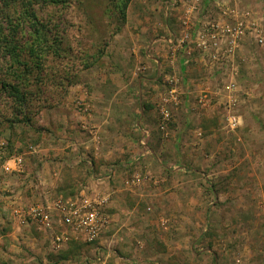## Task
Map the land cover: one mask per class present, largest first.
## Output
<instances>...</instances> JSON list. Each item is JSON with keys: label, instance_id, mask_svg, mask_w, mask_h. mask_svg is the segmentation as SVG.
Instances as JSON below:
<instances>
[{"label": "rangeland", "instance_id": "374dc122", "mask_svg": "<svg viewBox=\"0 0 264 264\" xmlns=\"http://www.w3.org/2000/svg\"><path fill=\"white\" fill-rule=\"evenodd\" d=\"M224 1L249 10L264 30V0ZM167 2L132 0L120 30L110 22L107 0H70L55 8L73 50L54 65H75L79 82L65 96L48 85L54 91L29 108L32 124L15 121L13 129L6 118L10 104L0 97V264H49L50 254L65 256L60 264H120L122 243L130 246L123 249L132 264L145 257L143 264H264V45L251 59L234 60L231 78L238 89L228 108L224 85L230 66L219 77L203 74L193 49L190 60L180 50L168 60L160 39L167 31ZM101 44L104 55L85 68L84 59ZM214 64L209 61V71L218 70ZM143 102L155 108L144 114ZM163 106L170 112L165 128ZM229 114L240 117L234 129ZM16 156L23 158L22 167H13ZM8 160L10 171L4 166ZM112 165L115 173L108 177ZM136 176L140 190L133 198L121 187ZM62 188L73 191L70 197L82 190L109 195L112 221L104 236L110 253L76 240L87 253L68 254L71 241L58 249L54 242V233L65 227L15 223L16 208L46 206L66 195Z\"/></svg>", "mask_w": 264, "mask_h": 264}, {"label": "trees", "instance_id": "16d2710c", "mask_svg": "<svg viewBox=\"0 0 264 264\" xmlns=\"http://www.w3.org/2000/svg\"><path fill=\"white\" fill-rule=\"evenodd\" d=\"M131 2L107 0L106 11L112 17L110 22L115 23L116 30H120L127 22ZM68 3L70 0H0V97L10 104V115L6 118L11 128L15 121L32 124L33 116L29 108L34 99L40 100L47 90L57 89L58 95L65 96L69 88L79 82L75 65H65L59 69L54 65L57 60L72 55L73 47L67 43L63 18L55 10ZM102 44L94 55L84 59L85 68L97 62L98 56L104 55L105 45ZM51 84L54 88L47 89ZM32 86H35V90L31 89ZM58 99L50 102V99L44 98V102L53 105L58 103ZM142 107L144 114L155 108L150 102H143ZM0 114L4 115L1 109ZM60 191L66 194L62 195L66 198L73 193L72 190L67 193L64 188ZM70 243L72 248H68V254L80 250L82 246L76 240ZM49 257L59 264L66 259L57 254H50Z\"/></svg>", "mask_w": 264, "mask_h": 264}, {"label": "built area", "instance_id": "2783aa9c", "mask_svg": "<svg viewBox=\"0 0 264 264\" xmlns=\"http://www.w3.org/2000/svg\"><path fill=\"white\" fill-rule=\"evenodd\" d=\"M204 0H175L174 4H183V15L180 18L182 30L180 34L172 33L167 41L170 43L172 58L178 50L184 48L189 43H194L197 48L212 64L218 69L231 67L230 79L226 80L224 88L227 90L230 98L229 107L235 101L234 93L238 89L233 75L237 69L234 60L242 46L243 39L248 34L255 36V42L264 45V30L262 24L249 17V10H240L237 6H231L224 0H214L215 7L221 10V14L212 17H198L197 13L203 6ZM231 1V0H228ZM171 99H176V89L170 91ZM166 99L165 101H167ZM232 102V103H231ZM162 128L166 127L167 120L170 118V112L163 106L161 108ZM228 124L234 129L240 124V117L235 114H229ZM141 128V127H140ZM145 134L148 132L145 130ZM146 152L149 147L145 140L140 141ZM14 159V158H13ZM11 160V159H10ZM6 161L5 169L11 170V161ZM14 168L22 167L23 158L16 156ZM115 173V165L110 168L108 177ZM140 178L135 177L132 184L139 183ZM109 195L89 193L82 190L79 195L74 197H64L62 195L55 198L46 206L40 203L31 204L27 207H19L14 210L15 223L19 225L24 222L34 221L39 223L44 229L54 231L55 223L65 227L60 233H54L55 247L60 248L64 243L74 239L85 242L98 241L105 230L109 227L112 218L107 211L109 204ZM108 253L110 246H107ZM103 249L102 246L99 250ZM88 264V263H87Z\"/></svg>", "mask_w": 264, "mask_h": 264}, {"label": "crops", "instance_id": "0c3cea01", "mask_svg": "<svg viewBox=\"0 0 264 264\" xmlns=\"http://www.w3.org/2000/svg\"><path fill=\"white\" fill-rule=\"evenodd\" d=\"M174 1L175 0H168V2L166 3V9H167V11H166V16H165V19H166V22H165V24H166V26H167V31H166V35H163V36H161V38L160 39H162L163 41H164V44L166 43L167 45H165V51H166V56H168V54L167 53H169L170 52V54H169V61H172V60H174V58H175V56H174V58H172V55H171V50H170V43H168V41H167V39H168V37L172 34V33H174V34H180L181 33V30H182V25H181V20H180V18L182 17V15H183V7H181L180 5L177 7V8H174L175 6H176V4H174ZM214 0L212 1V0H204L203 1V6L204 7H201V9H200V11L197 13V16L198 17H204V18H206V17H208V16H212V17H216V16H218V14L220 13H222L221 12V10L219 11L218 10V8L217 7H211L214 3ZM174 6V7H173ZM183 6V5H182ZM258 46H260L259 44H257L256 42H255V36L253 35V34H248V35H246V37L243 39V42H242V46H241V48H240V50H239V52H238V54H237V57H236V59H235V63H237V61H238V59H240V58H242V59H246V58H249V59H251L252 57H253V55H254V52H256V49H257V47ZM194 47V48H193ZM191 49H193L192 50V52L191 53H193L194 52V58L195 59H197L198 61H200V62H202L201 63V65H202V67L204 68L203 69V74H206V75H208V74H211L212 72V74L211 75H219V76H221L220 74H222V70H224V68H227V67H224V68H220V69H215L214 71H209V67H207L208 65H209V60H207V58H204L203 57V55H202V53L197 49V48H195V44L194 43H189V44H187L184 48H181V50H180V53H179V55H182L183 57H184V59H186V61L187 60H190V58L192 59V57L191 56H188V54H190V50ZM163 54V56H165V54L164 53H162ZM148 56H150V57H153V58H155V60H157L159 57H155V56H157V55H149L148 54ZM177 58V57H176ZM175 58V59H176ZM231 70V69H230ZM208 71H209V73H208ZM186 74H188V72L186 73ZM229 74L230 73H227V75L229 76ZM204 76V75H203ZM216 76V77H217ZM218 76V77H219ZM204 77H208V76H204ZM145 153V151L141 154V155H143ZM101 174V173H100ZM103 175V177L104 176H106V174H102ZM138 185L137 184H127L126 185V187H121L122 189L124 188V190H127L128 192H125V193H127V194H130L131 195V197H133V196H135L137 193H139V191L138 190H140V189H138V187H137ZM119 188V187H118ZM121 188H119L118 189V193L119 192H121ZM138 195V194H137ZM136 195V196H137ZM135 196V197H136ZM119 197V196H118ZM135 197H133V198H135ZM119 204V203H118ZM125 206V205H124ZM118 211H124V210H121V207H118ZM134 209H130L127 213V215L129 216V217H131L132 215L131 214H134ZM130 214V215H129ZM125 216H123L122 217V219L124 218ZM135 227L133 226L132 227V229H134ZM127 229H129V227L127 228ZM131 229V228H130ZM129 229V230H130ZM144 230V229H143ZM142 230V231H143ZM137 232H140V229H137ZM107 233H106V231H105V234H103L102 235V237L98 240V241H94L93 243H94V245L96 246H94L95 248H93L94 249V252H96V248H97V250H98V252L100 253V251H99V247L100 246H103V248H104V251H106L105 250V248H107V246H109V243H107V242H109L110 241V239H108V237H106V236H104V235H106ZM133 236V235H132ZM131 235H130V237H131V239L133 238ZM154 239V236L152 235V240ZM130 240V239H129ZM163 240H164V242L165 243H168V241L165 239V238H163ZM71 241V240H70ZM69 241V242H70ZM72 241H74V239H72ZM126 241H128V239H126ZM154 241H155V239H154ZM153 241V242H154ZM157 241H159V240H157ZM78 242V241H77ZM100 244V245H97V244ZM70 244V243H69ZM69 244H66V246H69ZM125 244H123L122 243V247L124 248H128V247H130V246H127V243H126V246H124ZM66 246H64V247H66ZM166 246H168V245H166ZM56 248V247H55ZM68 248H72L71 247V245L68 247ZM113 247H110V249H112ZM123 248H120L119 247V249H118V251L120 252V254H121V256H120V258H122V261H120L121 263L120 264H132L130 261L128 262V261H126V260H129L130 259V257L129 256H127L126 255V253H125V251H124V249ZM58 249V248H57ZM56 249V250H57ZM92 249V250H93ZM168 249H169V247H166V253H169L168 252ZM53 250V249H52ZM113 250V249H112ZM111 251V250H110ZM132 251V250H131ZM165 251V250H164ZM74 252H77V253H87V250L86 249H83V245L80 247V250L78 249V250H74ZM88 252H90V251H88ZM134 252H136V250L134 249ZM110 253V252H109ZM84 255H86V254H84ZM145 256V255H144ZM85 257V256H84ZM87 258V257H86ZM146 258H148V257H145V259L143 258V259H141V262L140 263H138V264H143L144 262H146L147 260H146ZM150 258V257H149ZM123 260H125V261H123ZM46 261V260H45ZM134 262H137L136 260H134ZM96 264V263H92V262H90V260H88V261H85V263H83V264ZM49 264H57V262H55L54 260L53 261H51L50 260V262H49ZM100 264V263H99ZM104 264H110V263H104ZM116 264H118V261H117V263ZM157 264H159V263H157Z\"/></svg>", "mask_w": 264, "mask_h": 264}]
</instances>
